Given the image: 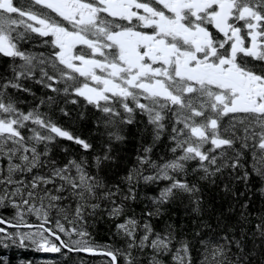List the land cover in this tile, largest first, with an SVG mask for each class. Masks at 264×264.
I'll return each instance as SVG.
<instances>
[{
  "label": "snow or ice",
  "instance_id": "1",
  "mask_svg": "<svg viewBox=\"0 0 264 264\" xmlns=\"http://www.w3.org/2000/svg\"><path fill=\"white\" fill-rule=\"evenodd\" d=\"M0 61V246L264 264V0H0Z\"/></svg>",
  "mask_w": 264,
  "mask_h": 264
},
{
  "label": "trees",
  "instance_id": "2",
  "mask_svg": "<svg viewBox=\"0 0 264 264\" xmlns=\"http://www.w3.org/2000/svg\"><path fill=\"white\" fill-rule=\"evenodd\" d=\"M6 64L4 61H0V73L4 72ZM38 93V90H37ZM39 94V93H38ZM82 126L84 130H87V127L91 126L90 120H85L82 122ZM126 140L120 145L122 152L121 155L125 159H129L135 156V151L137 147V137L139 136V132L137 131L136 125H130L127 132L125 133ZM98 139V137H97ZM63 143L69 146L70 151H76V147L71 144V142L64 141ZM164 150L163 144L158 145V152L162 153ZM155 158V156L153 157ZM122 167V165H121ZM238 187L242 188V185H238ZM258 187V185H257ZM254 192V210H259L260 206V195L258 192ZM205 198L208 200L209 204H213L218 207L220 205L222 197L216 192L214 188H207L204 192ZM247 198V197H246ZM137 210H139V205L136 206ZM168 211L166 216L157 220V224L161 223L163 220H171L175 223L179 229V225L181 222L185 225V231L191 232L192 230V221L196 219L194 215L185 214L186 209L180 204H170L167 206ZM174 214V215H173ZM94 238L99 242H113L109 239V225L105 220H102L98 223L93 229ZM81 259H85L87 264H97V260L93 258L92 254H81ZM55 253H47L42 251H37L32 247L21 248L17 246L3 247L0 246V264H20L21 261L30 262V264H48L49 261H57L61 260ZM75 259V257H74ZM77 264L79 262L77 261Z\"/></svg>",
  "mask_w": 264,
  "mask_h": 264
}]
</instances>
